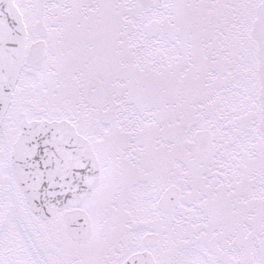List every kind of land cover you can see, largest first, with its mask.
Listing matches in <instances>:
<instances>
[{"label":"snow or ice","instance_id":"obj_1","mask_svg":"<svg viewBox=\"0 0 264 264\" xmlns=\"http://www.w3.org/2000/svg\"><path fill=\"white\" fill-rule=\"evenodd\" d=\"M0 264H264V0H0Z\"/></svg>","mask_w":264,"mask_h":264}]
</instances>
